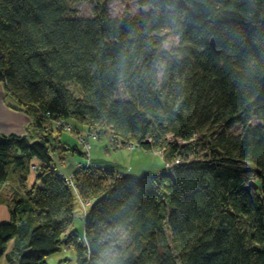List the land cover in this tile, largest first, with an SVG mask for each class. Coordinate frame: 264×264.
<instances>
[{
  "label": "trees",
  "instance_id": "obj_1",
  "mask_svg": "<svg viewBox=\"0 0 264 264\" xmlns=\"http://www.w3.org/2000/svg\"><path fill=\"white\" fill-rule=\"evenodd\" d=\"M136 2L76 17L65 0H0V82L35 128L0 132V186L34 177L8 202L0 259L48 264L67 247L73 264H264V0ZM69 119L170 166L84 162L73 189L60 162L84 151L43 130Z\"/></svg>",
  "mask_w": 264,
  "mask_h": 264
},
{
  "label": "rangeland",
  "instance_id": "obj_2",
  "mask_svg": "<svg viewBox=\"0 0 264 264\" xmlns=\"http://www.w3.org/2000/svg\"><path fill=\"white\" fill-rule=\"evenodd\" d=\"M96 0H65L68 8L67 14L76 17H89L92 15V7ZM106 6L110 16L117 17L126 12L129 14H136L146 7H140L136 0H105ZM165 34L166 40L164 47L169 48L176 44V37L167 31H162ZM120 96V93L117 94ZM67 123L71 125V130H67L64 126L56 127L54 124L46 123L43 127L44 131L49 130H62L61 140L69 143V145L78 144L80 149L84 151L85 156H88L92 163H98L101 166L112 168L119 173L128 174L131 176H143L157 174V172H164L166 162L162 158L161 151L148 152L143 149L133 147L132 145H123L117 140V145L114 146L111 141L109 130H105L101 136L95 137L88 135L85 128L73 120H68ZM82 130L81 133L87 139V153L79 142L76 134ZM233 131L238 130V126H234ZM79 131V132H80ZM199 154H203V150H199ZM160 155V156H159ZM77 159L83 163L85 158L76 155ZM191 159V155L187 157ZM77 168V166H76ZM83 209L75 212L72 226L76 229L81 227V213ZM59 260L61 264H73L75 261V253L73 249L62 247V249L46 258L48 264H57ZM12 264V263H9Z\"/></svg>",
  "mask_w": 264,
  "mask_h": 264
},
{
  "label": "crops",
  "instance_id": "obj_3",
  "mask_svg": "<svg viewBox=\"0 0 264 264\" xmlns=\"http://www.w3.org/2000/svg\"><path fill=\"white\" fill-rule=\"evenodd\" d=\"M33 124V119L15 105L12 99L6 94L3 84L0 82V132L4 134L15 133L23 135L29 133L34 135L35 128ZM57 134L58 132L54 131V136ZM61 134L62 131L59 132L58 139L62 145L58 144V147L69 144L61 140ZM80 164H83V162L77 159L76 156H68L66 160L60 162L61 171L65 175L72 174L75 171L76 166ZM158 173L160 172H157V174ZM33 183V175L29 174L26 181L20 183L15 172L14 175H11L10 178L0 186V223L8 221L10 218L8 202L12 196L15 193L21 194L24 186L30 187ZM0 264L9 263H7L5 258L2 257L0 259Z\"/></svg>",
  "mask_w": 264,
  "mask_h": 264
},
{
  "label": "built area",
  "instance_id": "obj_4",
  "mask_svg": "<svg viewBox=\"0 0 264 264\" xmlns=\"http://www.w3.org/2000/svg\"><path fill=\"white\" fill-rule=\"evenodd\" d=\"M51 124H54L56 127H60V126H64V128H66L67 130H71V125L67 124L65 121L63 120H54V121H51L50 122ZM78 131V130H76ZM89 135V134H88ZM78 140L80 143H82V147L84 148V150H86V153H87V139L84 137V135L81 133V132H77L76 134ZM83 151V150H82ZM90 164V160L88 158V156H86V161H85V165H88ZM166 165H169L170 166V163L166 162ZM78 167V166H77ZM71 175L72 174H69L66 176V179H67V182H68V185H70V187H72L74 189V184L71 180Z\"/></svg>",
  "mask_w": 264,
  "mask_h": 264
},
{
  "label": "water",
  "instance_id": "obj_5",
  "mask_svg": "<svg viewBox=\"0 0 264 264\" xmlns=\"http://www.w3.org/2000/svg\"><path fill=\"white\" fill-rule=\"evenodd\" d=\"M210 43L213 45L212 40L210 41ZM250 187L255 188L256 184L253 181H249V183L245 186L246 189H249Z\"/></svg>",
  "mask_w": 264,
  "mask_h": 264
}]
</instances>
